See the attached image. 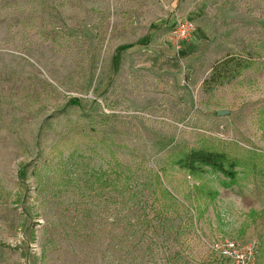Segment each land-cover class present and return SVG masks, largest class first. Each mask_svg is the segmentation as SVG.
<instances>
[{"label": "rangeland", "instance_id": "374dc122", "mask_svg": "<svg viewBox=\"0 0 264 264\" xmlns=\"http://www.w3.org/2000/svg\"><path fill=\"white\" fill-rule=\"evenodd\" d=\"M219 240L264 264V0H0V264H235Z\"/></svg>", "mask_w": 264, "mask_h": 264}, {"label": "trees", "instance_id": "16d2710c", "mask_svg": "<svg viewBox=\"0 0 264 264\" xmlns=\"http://www.w3.org/2000/svg\"><path fill=\"white\" fill-rule=\"evenodd\" d=\"M250 65L251 59L238 54H226L213 64L208 78L203 82L207 86L229 82ZM171 160V163L185 170L190 175L200 174L206 169L217 171L225 177L223 181L225 186L233 185L237 182L238 168L250 171L255 169L251 157L240 159V157L229 155L224 151L205 148H192L182 151L178 155H173Z\"/></svg>", "mask_w": 264, "mask_h": 264}, {"label": "built area", "instance_id": "2783aa9c", "mask_svg": "<svg viewBox=\"0 0 264 264\" xmlns=\"http://www.w3.org/2000/svg\"><path fill=\"white\" fill-rule=\"evenodd\" d=\"M195 29L190 19H180L172 31L176 39L183 40L189 37ZM214 251L221 257L232 260L235 264H255L254 249L251 246L240 247L233 240H221L213 244Z\"/></svg>", "mask_w": 264, "mask_h": 264}, {"label": "water", "instance_id": "95a60500", "mask_svg": "<svg viewBox=\"0 0 264 264\" xmlns=\"http://www.w3.org/2000/svg\"><path fill=\"white\" fill-rule=\"evenodd\" d=\"M226 111H224V110H220V111H218V114L219 115H222V114H224Z\"/></svg>", "mask_w": 264, "mask_h": 264}]
</instances>
